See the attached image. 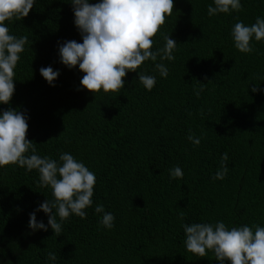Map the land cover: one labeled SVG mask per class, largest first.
<instances>
[{"label":"trees","instance_id":"1","mask_svg":"<svg viewBox=\"0 0 264 264\" xmlns=\"http://www.w3.org/2000/svg\"><path fill=\"white\" fill-rule=\"evenodd\" d=\"M241 4L238 13L209 17L214 0H174L153 38V50L165 44L160 33L177 42L175 59L163 61L169 75L161 77L152 61L137 70L156 77L151 91L138 72L127 74L118 93L83 88L84 73L59 54L66 41L83 43L71 0H34L23 20L5 21L10 34L28 42L0 114L24 113L36 154L62 163L59 155L70 153L96 184L86 218L71 215L57 237L48 215L36 211L53 199L50 187L39 186L38 171L0 168V264H220L211 251L199 257L186 250L184 224L264 227V41L253 38V51L241 53L231 36L237 17L246 26L264 18V0ZM49 66L60 73L55 86L40 73ZM224 153L228 173L214 180ZM176 166L183 179L171 178ZM101 204L115 217L111 229L95 212ZM33 212L47 231L29 227Z\"/></svg>","mask_w":264,"mask_h":264},{"label":"clouds","instance_id":"2","mask_svg":"<svg viewBox=\"0 0 264 264\" xmlns=\"http://www.w3.org/2000/svg\"><path fill=\"white\" fill-rule=\"evenodd\" d=\"M75 15V25L79 29L83 43L66 41L59 47L61 62L69 69L79 66L84 73L81 85L89 92L97 94L118 93L125 86L124 78L137 70L146 61L155 64L154 71L167 78L168 68L163 61H173L177 42L170 35L160 33L165 41L163 47L153 50L154 37L171 16L174 0H102L92 4L89 0H71ZM208 5L209 17L231 14L242 10L241 0H214ZM34 0H0V104H9L15 92L14 69L24 51L28 37L17 38L10 34L5 21L23 20L33 9ZM231 31L234 47L241 53H251V42L264 41V18L257 17L255 23L246 26L237 17ZM159 59L160 62H157ZM41 75L52 86L60 75L52 67H42ZM139 82L151 91L156 84L153 75L138 72ZM203 89H200L202 91ZM259 92V87H252ZM200 91L196 92L199 96ZM27 117L16 110H5L0 114V168L18 165L28 172L37 170L39 186L50 187L53 199H47L36 211H43L49 217L48 225L55 236H61L62 224L71 215L86 218L85 209L92 206L96 176L83 162H78L70 153L59 155V161L51 157H41L35 145L27 138ZM188 139L200 145V138L189 130ZM31 152L30 155L26 153ZM228 154L221 157L220 168L213 179L223 180L228 173ZM172 179H183L179 166L169 170ZM97 214H103L100 224L111 229L115 217L105 212L104 206L95 207ZM59 218V220L57 219ZM183 219V213H181ZM29 227L33 231H47V226L37 222L35 212L30 214ZM184 245L188 252L205 257L208 251L224 264H264V227L243 225L226 227L223 221L212 223H192L183 225ZM253 228L255 229L253 231ZM56 254L48 252V259L55 261Z\"/></svg>","mask_w":264,"mask_h":264}]
</instances>
